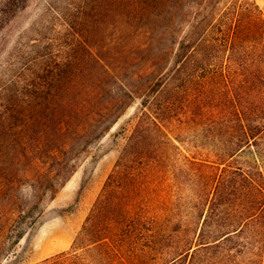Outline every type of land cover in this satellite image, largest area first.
<instances>
[{"label": "rangeland", "instance_id": "1", "mask_svg": "<svg viewBox=\"0 0 264 264\" xmlns=\"http://www.w3.org/2000/svg\"><path fill=\"white\" fill-rule=\"evenodd\" d=\"M250 1L264 12V0ZM146 20L135 0H0V151L7 146L2 132L9 128L17 133L21 126L19 117L12 123L4 118L8 117L4 108L8 97L26 101L32 94L30 86L47 80L69 90L40 95L53 103L34 126L32 137L46 151L64 148L69 142L71 162L77 165L56 194L41 203L42 214L35 223L22 228L20 241L10 247L9 241L5 242L0 264H40L73 249L137 128L143 91L157 78V74L150 75L149 68L154 56L159 49L166 53L173 49V37L158 42V36L146 27ZM182 26L175 25L174 37L184 34ZM225 57L220 60L222 66L212 67L205 74L211 76L205 84L198 80L188 83L186 69L179 80L162 88L159 97L174 100L172 114L177 129L166 133L176 148L153 142L143 151L145 157L140 163L130 166L135 174L132 184L142 186L150 196L151 202H144L148 211L159 215L164 226L181 229L183 242L187 231L197 223L201 227L213 192L211 182L220 174L194 158L204 159L219 150L224 145L220 141L229 133L240 134L227 131L236 118L232 99L240 114L247 110L250 85L244 81L242 70H235L237 80L233 84H225L221 78L222 72L228 75ZM146 71L150 76L142 75ZM204 113L206 118L218 120L215 128L202 130L197 126ZM240 160L249 159L244 155ZM25 163L13 165L8 173L11 165L0 160V204L12 200L18 211H28L33 203L34 177L26 178L30 165ZM36 163L40 171L55 170L57 165L48 159ZM198 202V209H192ZM18 228L19 224L9 229L15 232ZM152 257L155 262L161 259L156 253ZM152 257L149 264H153Z\"/></svg>", "mask_w": 264, "mask_h": 264}, {"label": "trees", "instance_id": "2", "mask_svg": "<svg viewBox=\"0 0 264 264\" xmlns=\"http://www.w3.org/2000/svg\"><path fill=\"white\" fill-rule=\"evenodd\" d=\"M135 2L141 17L149 20L146 27L150 28V34L158 36V42L173 37L172 52L166 53L163 48L154 56L149 68L150 75L157 74V78L143 91L137 128L77 235L73 249L40 264H149L153 253L161 256L159 261H165L163 264H264V12L250 0ZM182 24L186 29L184 34L174 37L175 25ZM224 55L228 75L222 72L221 78L225 84H233L237 80L235 70H242L244 81L250 85L247 110L240 114L231 98L236 118L227 131L232 129L240 134L229 133V137L220 141L224 145L219 150L204 159L194 158L203 167L220 174L211 182L213 192L201 227L197 223L193 230L187 231L183 242L181 229L164 226L159 215L148 211L144 202H151L150 196L142 186L132 184L135 174L130 166L140 163L145 157L143 151L153 142L176 148L166 133L177 129L172 114L174 100L161 99L162 88L179 80L186 69H189L188 83L198 80L205 84L211 79L205 74L212 67L222 66L220 60ZM146 74L147 71L142 75L150 76ZM30 87L32 94H28L26 101L9 96L4 106L7 123L19 117L21 126L17 133L9 128L8 132H2L7 146L0 151V160L11 165L8 173L15 164L30 165L25 176L34 177L33 203L28 211H18L12 200L0 204V253L6 241L9 247L20 241L24 235L22 228L34 224L42 214L40 207L44 199L54 196L77 166L71 162L69 142L64 148L46 151L31 134L50 110L48 104L53 103L40 95L69 88L47 80ZM205 114L197 126L202 130L215 128L218 120L206 118ZM79 131H84L83 127ZM244 155L249 160L242 162L240 158ZM40 159L57 164L55 170L41 168L40 171L36 163ZM198 205L199 202L192 209L197 210ZM18 224V230L10 232L9 228ZM154 260L153 264L159 263Z\"/></svg>", "mask_w": 264, "mask_h": 264}]
</instances>
